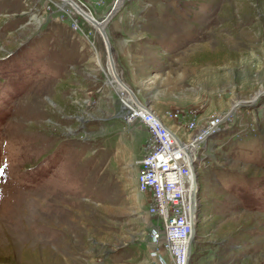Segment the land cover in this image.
<instances>
[{
  "label": "rangeland",
  "instance_id": "374dc122",
  "mask_svg": "<svg viewBox=\"0 0 264 264\" xmlns=\"http://www.w3.org/2000/svg\"><path fill=\"white\" fill-rule=\"evenodd\" d=\"M70 1L0 0V264H172L136 189L130 91L166 124L193 112L173 125L187 147L225 118L195 153L190 264H264V0H122L112 65L91 21L116 0Z\"/></svg>",
  "mask_w": 264,
  "mask_h": 264
},
{
  "label": "built area",
  "instance_id": "2783aa9c",
  "mask_svg": "<svg viewBox=\"0 0 264 264\" xmlns=\"http://www.w3.org/2000/svg\"><path fill=\"white\" fill-rule=\"evenodd\" d=\"M122 117L127 123L139 121L148 133L144 155L138 161L136 189L149 195L146 211L157 220L158 225L149 232L150 238L162 245L172 264H186L188 249L183 243L187 242L192 232L191 168L187 144L150 107L143 109L131 105ZM168 118L178 127L190 130L196 127L191 111H172ZM224 119L221 114L213 115L200 133L205 131L206 139L210 131L215 132L222 127ZM192 139L198 141L201 136L199 134ZM195 220L197 225V214Z\"/></svg>",
  "mask_w": 264,
  "mask_h": 264
},
{
  "label": "water",
  "instance_id": "95a60500",
  "mask_svg": "<svg viewBox=\"0 0 264 264\" xmlns=\"http://www.w3.org/2000/svg\"><path fill=\"white\" fill-rule=\"evenodd\" d=\"M121 2H122V0L118 1V3L115 6L112 7V9L110 10V12L108 13V15H107V17L105 19L106 22L109 19H111V17L115 14V12L117 11L118 6H119V4H121ZM98 26H99V29L101 27V32H102L101 34H102L103 38L106 40V43H107L106 45H107V51H108V59L110 60L111 63H113L112 56H111V47H110L108 38L106 36V33H104L103 30H102V28H103L102 26L103 25H98ZM122 84H124V83L122 82ZM124 86L127 87L125 84H124ZM238 106L249 107L250 104H244V105L237 104L235 107H233V109L238 107ZM192 142L196 143V140H192L190 144H193ZM187 153H189V159H190L189 162H190L191 174L193 176L192 177V189H191V193H190L192 232H191V236L189 238L190 240H189V246H188V250H187L188 258H187V262H186V264H190L191 263L190 262L191 261V255H192V241H193V239L195 237V233H196V220H195V217H196V213H197V210H198V208H197V199H198V193H199V185L197 184V174L195 173V161H196V159L190 153V151H187Z\"/></svg>",
  "mask_w": 264,
  "mask_h": 264
},
{
  "label": "bare ground",
  "instance_id": "6f19581e",
  "mask_svg": "<svg viewBox=\"0 0 264 264\" xmlns=\"http://www.w3.org/2000/svg\"><path fill=\"white\" fill-rule=\"evenodd\" d=\"M119 1H121V0H119ZM65 2V1H64ZM69 2H71L70 0H69ZM118 3V1L116 0L115 1V3H114V5L113 6H115L116 4ZM72 6V5H71ZM74 7V9H75V6H73ZM76 11V10H75ZM77 13H78V11H76ZM110 12V11H109ZM108 15V14H107ZM89 15H84V17L86 18H89L88 17ZM106 19V18H105ZM103 20V21H101V23L100 24H98V22H95L94 20H90L97 28H98V30H99V32L100 33H102L101 32V27H100V29H99V26L98 25H103L102 27V30H103V32L105 33V26L107 25V22L110 20H108L107 22H106V20ZM86 20H89V19H86ZM105 40V39H104ZM105 43H106V40H105ZM107 44V43H106ZM108 62L112 65L113 63H111L110 62V60L108 59ZM109 64V66H108V70H109V73H110V75H112V78L115 80V78H116V76H115V74H114V72H113V70H112V68H111V65ZM117 78H118V76H117ZM116 78V87H117V89H119V90H122V91H124V90H126V91H130L127 87H125V86H123L121 83V81H120V79L118 78L117 79ZM128 89V90H127ZM131 92V91H130ZM130 92H128V94L130 95V94H132V93H130ZM127 95V107L125 108L126 110H128L129 109V107H131V105H135V104H130L129 102L131 101V102H133V97H132V95ZM137 101V100H136ZM123 102V101H122ZM138 102V101H137ZM135 103V102H134ZM137 104H139V105H137V107H139V108H143V109H149L148 107H146V106H143L141 103H137ZM136 106V105H135ZM223 123H224V121H223ZM204 133H206L205 131H203L202 133H200V136H201V139H199L198 141H196V143H193V144H190L187 148H186V151H190V149L191 148H193V150H192V152L190 151V153L194 156V158L196 159V155H195V153L197 154L198 153V148H199V144H201L204 140H205V134ZM202 136H204V137H202ZM185 146V145H184ZM186 147V146H185ZM188 155H189V153H188ZM192 174H191V177H190V182H191V189H192ZM189 240L190 239H188L187 240V242H184L183 244H184V247H185V249H188V246H189Z\"/></svg>",
  "mask_w": 264,
  "mask_h": 264
},
{
  "label": "crops",
  "instance_id": "0c3cea01",
  "mask_svg": "<svg viewBox=\"0 0 264 264\" xmlns=\"http://www.w3.org/2000/svg\"><path fill=\"white\" fill-rule=\"evenodd\" d=\"M162 119H163V121H167V119L166 118H163L162 117ZM134 123V122H133ZM142 125V124H141ZM171 129H173V125H175L176 126V129H185L184 127H178V125L176 124V123H174L172 120L169 122V124H167ZM142 127H143V129L145 130V132L147 133V131H146V129H145V127L142 125ZM175 131V130H174ZM176 133V135L182 140V141H184V142H187V139H185L181 134L179 135V134H177V132H175ZM147 137H148V133H147V135L144 137V139H143V144H142V155H141V157L144 155V152H145V149H144V146H145V143H146V139H147ZM192 139V138H191ZM140 156V155H139ZM140 157V158H141ZM139 158V159H140ZM139 159H138V161H139ZM138 161H137V163H138ZM144 196L146 197V204L148 203V200H149V195H147V194H144ZM147 209V208H146ZM149 216V215H148ZM148 236H149V239H150V235L148 234ZM193 248V247H192Z\"/></svg>",
  "mask_w": 264,
  "mask_h": 264
},
{
  "label": "snow or ice",
  "instance_id": "6c2138e0",
  "mask_svg": "<svg viewBox=\"0 0 264 264\" xmlns=\"http://www.w3.org/2000/svg\"><path fill=\"white\" fill-rule=\"evenodd\" d=\"M4 175V170L0 168V176Z\"/></svg>",
  "mask_w": 264,
  "mask_h": 264
},
{
  "label": "trees",
  "instance_id": "16d2710c",
  "mask_svg": "<svg viewBox=\"0 0 264 264\" xmlns=\"http://www.w3.org/2000/svg\"><path fill=\"white\" fill-rule=\"evenodd\" d=\"M197 222H199V221H198V217H197ZM197 226H198V224H197ZM196 229H197V228H196Z\"/></svg>",
  "mask_w": 264,
  "mask_h": 264
}]
</instances>
